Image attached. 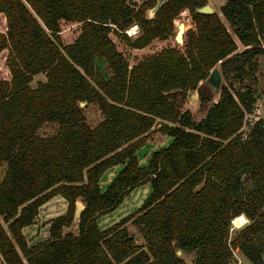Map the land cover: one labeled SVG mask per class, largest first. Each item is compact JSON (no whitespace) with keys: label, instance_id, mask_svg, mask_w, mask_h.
<instances>
[{"label":"trees","instance_id":"16d2710c","mask_svg":"<svg viewBox=\"0 0 264 264\" xmlns=\"http://www.w3.org/2000/svg\"><path fill=\"white\" fill-rule=\"evenodd\" d=\"M155 3L0 0L1 264H187L178 249L195 251L192 264H230L236 248L264 263V119L242 131L257 100L244 81L264 56V0H226L222 16L196 11L208 0H165L149 17ZM185 9L194 28L183 45L130 65L113 36L143 48L174 35ZM61 19L81 23L72 42ZM215 66L225 83L214 101L203 83ZM38 73L46 79L32 86ZM189 90L206 107L198 120L182 108ZM81 101L97 103L96 125ZM45 122L56 131L40 134ZM154 132L169 140L142 163ZM140 187L136 209L102 223ZM77 200L79 228L68 231ZM240 214L249 222L235 230Z\"/></svg>","mask_w":264,"mask_h":264},{"label":"rangeland","instance_id":"374dc122","mask_svg":"<svg viewBox=\"0 0 264 264\" xmlns=\"http://www.w3.org/2000/svg\"><path fill=\"white\" fill-rule=\"evenodd\" d=\"M226 0H208V3L211 4L213 9L218 12L221 16V6L224 4ZM175 26L176 31L174 35L169 36L167 39H154L150 44L143 48H133L128 46L123 40L117 38L116 36H113L117 45V48L125 55L130 65H133L134 63L140 61L142 58L146 56H152L159 52L162 48L168 47V46H179L181 47L177 40H176V32H177V25L179 22H184L186 25L185 31L189 28H194V23L192 20V17L190 15L189 10L185 9L177 16L175 19ZM80 22L76 21H70V20H60V35L63 43H69L72 42L79 34L80 32ZM128 28L126 30V33L128 35H131V37H135L137 33L134 34L135 28L130 29ZM264 43V40H263ZM243 48L242 44L239 43V48ZM258 66L257 70L255 72V78L253 81L245 80L244 82H250L253 87L254 91L257 97V100L255 102V107L251 113H247L246 115V122L243 127V133L245 134L249 126L258 118L264 119V56H260L257 60ZM95 64L102 70V72L108 77L110 75V70L106 65V62L103 58L96 56L95 57ZM219 66V64H217ZM46 77L43 73L36 74L32 81L31 85L36 86L38 80H45ZM222 83H225V79L222 78ZM237 85H239L238 82H235ZM204 84V83H203ZM210 87L208 85H204V90L208 91ZM218 95H215L214 101L217 100ZM178 97H181L178 95ZM83 110L86 115V121L89 125L94 126L96 125L102 118V112L99 109L97 103L90 102L86 103L82 106ZM182 108L183 109H189L191 112L192 117L195 120L200 119L202 116H204L206 112V107L201 105L199 94L195 90H189L186 93V96L182 102ZM57 124L53 122H45L42 124V126L39 129V133L42 135H48L52 134L57 129ZM169 140V137L166 136L163 133L160 132H154L149 134L148 136V143L146 146L141 148L139 150V157L140 161L142 163L146 162V157L148 153H151L152 150L158 149L162 147L163 145L167 144ZM6 168V164L0 163V178H2L4 170ZM147 188H137L134 191H132L122 202L121 206L114 212L113 215L110 217L105 218L102 223H105L107 221H110L116 217H119L129 211H132L137 208L138 204L140 203V200L146 195ZM0 221L3 222L2 216H0ZM249 222L248 218L246 217V221L242 223L240 226L234 225L232 222L233 228L235 230L243 227L245 224ZM127 227L129 229V232L133 234L136 243L145 246V237L143 231L139 228L138 225L132 223L131 221L127 222ZM235 230L231 233L232 236L235 234ZM184 259L186 260L187 264H192L193 259L195 257V251H181L180 253ZM0 264H1V255H0ZM230 264H254L252 261H250L247 257H245L237 248L234 249V258L231 260ZM264 264V263H263Z\"/></svg>","mask_w":264,"mask_h":264},{"label":"water","instance_id":"95a60500","mask_svg":"<svg viewBox=\"0 0 264 264\" xmlns=\"http://www.w3.org/2000/svg\"><path fill=\"white\" fill-rule=\"evenodd\" d=\"M133 1H138V2H144L146 0H133ZM165 0H156V3L153 7H151L150 9H148L147 14L149 17H152L155 12L157 11V9L164 3ZM196 11L198 12H204V13H212L215 12V10L213 9V7L211 6L210 3H206L205 5L199 6L196 8ZM184 23V22H182ZM185 29L181 30V28L179 27V25H177V32H176V40L180 45H183L184 43V33H185ZM222 73L219 69L218 66L213 67V69H211L209 76L206 78L204 84L208 85L211 89V91L214 93V95L219 94L220 92V86L222 83ZM86 104V101H81L80 102V106H83ZM85 205L83 204V202H81L80 200L76 201V207H75V212H74V219L73 222L71 224L70 227H68V231H77L79 228V224H80V216H81V211L84 209ZM181 250L178 249L177 250V254L180 255Z\"/></svg>","mask_w":264,"mask_h":264},{"label":"bare ground","instance_id":"6f19581e","mask_svg":"<svg viewBox=\"0 0 264 264\" xmlns=\"http://www.w3.org/2000/svg\"><path fill=\"white\" fill-rule=\"evenodd\" d=\"M179 27L181 28V30H184L186 28V25L185 23H182V22H179L178 23ZM246 221V216L244 214H240L238 216H236L234 219H233V223L234 225H238L240 226L242 223H244Z\"/></svg>","mask_w":264,"mask_h":264},{"label":"built area","instance_id":"2783aa9c","mask_svg":"<svg viewBox=\"0 0 264 264\" xmlns=\"http://www.w3.org/2000/svg\"><path fill=\"white\" fill-rule=\"evenodd\" d=\"M134 28H135V31H134V34H135V33H137V32L139 31L138 25L135 24V25H132V26L130 27V29H134ZM130 29H129V30H130Z\"/></svg>","mask_w":264,"mask_h":264}]
</instances>
